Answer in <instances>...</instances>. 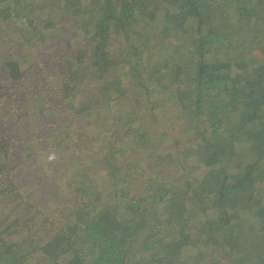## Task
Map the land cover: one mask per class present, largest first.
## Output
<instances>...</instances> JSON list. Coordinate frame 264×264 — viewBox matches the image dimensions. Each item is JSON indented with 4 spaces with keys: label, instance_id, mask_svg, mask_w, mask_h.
Here are the masks:
<instances>
[{
    "label": "trees",
    "instance_id": "obj_1",
    "mask_svg": "<svg viewBox=\"0 0 264 264\" xmlns=\"http://www.w3.org/2000/svg\"><path fill=\"white\" fill-rule=\"evenodd\" d=\"M0 25V264H264V0H0Z\"/></svg>",
    "mask_w": 264,
    "mask_h": 264
},
{
    "label": "rangeland",
    "instance_id": "obj_2",
    "mask_svg": "<svg viewBox=\"0 0 264 264\" xmlns=\"http://www.w3.org/2000/svg\"><path fill=\"white\" fill-rule=\"evenodd\" d=\"M0 36L2 35V33H3V29H4V27L2 26V25H0ZM56 40H58L57 42H58V44L62 41V39L60 38V37H58ZM50 43V42H49ZM76 42H74L73 43V45L75 44ZM48 44V43H47ZM2 49H3V47H0V51H2ZM53 48H51V50H52ZM257 57H260V54L258 53V55H257ZM26 70H31V75H33L34 76V71H33V69H31L30 67L29 68H25ZM28 74H29V76H31L30 75V73L28 72ZM51 81H53L56 85V90H58L59 92H61V89H62V85H60L61 84V82H62V79L61 78H58V76H54L53 78H51ZM60 85V86H59ZM38 88V87H37ZM58 88V89H57ZM84 90H86V88H88V86L87 85H84ZM53 91H55V89L53 90ZM53 95H55V94H53ZM71 95V94H70ZM74 98L76 99L77 97L76 96H74ZM32 102H36V101H34V100H32ZM177 111H178V108L176 109ZM176 113L177 112H175V116H176ZM44 114H45V116L43 115H40V114H38V112L37 111H34V112H32V116L30 117V115L29 114H24V113H22V115H19V114H17V115H19L20 116V119H21V123H22V126L20 127V128H22V129H26V130H29V129H31V127H33V126H35V125H41L40 124V122L39 121H42V120H44V119H48V120H51L52 119V116L53 115H51L52 113H50V110H46V112H44ZM83 118H84V116H83ZM14 119H16V117H14ZM30 119H31V121H30ZM170 120H175V118H171ZM25 121V122H24ZM83 121L85 122V119H83V120H81V119H79V120H77V121H74V123L72 124V126L73 127H70V129H73L71 132H70V134H72L73 136H74V143L73 144H75L74 146H76V144L77 143H79V142H81L82 141V139H83V137L85 136V133H86V135H88V133H91L92 134V137H93V139H94V141H95V143H97L96 144V146H94V148L95 147H98V142L99 141H103L102 139H100V138H98V133L96 132V126H93V127H90L91 128V130H92V132H90V129L88 130V131H86V129H84V130H81V129H79L78 128V126L80 125V127H82L81 126V124H83ZM32 122V123H31ZM25 123V124H24ZM179 123H181L180 121H179ZM67 125V124H66ZM177 126V122L175 121V126L173 127L174 128V130H178V129H176L175 127ZM74 127H76V129L74 128ZM113 129H114V127H113ZM113 129H111V130H113ZM66 132H68V130H66L65 131V133ZM28 135H29V133H28ZM97 136V137H96ZM28 138H30V137H28ZM84 151V150H83ZM95 153V152H94ZM96 154V153H95ZM36 161H43L42 159H36ZM67 172H68V179H69V181H71V180H73V175H72V168H71V166H69L68 168H67ZM55 177H56V181H57V183L59 182L60 183V186L61 187H66L67 186V183H66V179H65V177H63V176H61V177H59V175H55ZM59 178H60V181H59ZM31 189H33V187H25V188H23V191H25V193H28V191H31ZM49 195V194H48ZM48 195H45L43 192H37V193H35V194H32L31 195V197L30 198H32V201H34V200H37V199H39V200H43L44 202H45V205L43 206V210L45 211V209L46 208H49V209H56V208H58V207H60L61 205H62V202H47L50 198H49V196ZM194 252V251H193ZM192 252V253H193Z\"/></svg>",
    "mask_w": 264,
    "mask_h": 264
}]
</instances>
